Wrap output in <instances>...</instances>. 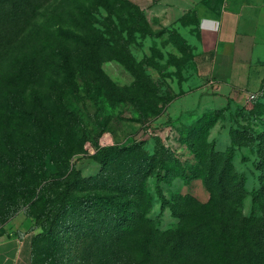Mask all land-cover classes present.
Wrapping results in <instances>:
<instances>
[{
	"label": "rangeland",
	"instance_id": "374dc122",
	"mask_svg": "<svg viewBox=\"0 0 264 264\" xmlns=\"http://www.w3.org/2000/svg\"><path fill=\"white\" fill-rule=\"evenodd\" d=\"M194 2L0 0V239L29 235L32 264H149L147 232L180 225L171 205L264 218V80L227 104L206 87ZM67 172L86 204L49 240ZM124 214L143 231L125 233Z\"/></svg>",
	"mask_w": 264,
	"mask_h": 264
},
{
	"label": "trees",
	"instance_id": "16d2710c",
	"mask_svg": "<svg viewBox=\"0 0 264 264\" xmlns=\"http://www.w3.org/2000/svg\"><path fill=\"white\" fill-rule=\"evenodd\" d=\"M125 5L132 8L128 2H125ZM68 83L70 82L68 81ZM87 138L88 134L85 128L78 134L76 143L80 144ZM112 150V148H103L100 152L107 153ZM214 162L215 159L212 156L211 163L214 164ZM228 166L229 160L223 168V173L226 172ZM212 173L210 170L209 176ZM72 174V172L64 174L62 191L57 192L46 203L48 212L54 214V216L44 218L41 224L42 236L46 239L53 240L55 238L56 216L60 213H64V215L74 213V210L80 207L79 201L83 205L86 204L85 199L78 200L73 196L79 183L76 178L72 177ZM261 191L262 189L252 190L251 197L254 208H257L261 203ZM231 195V193H227L226 198H231ZM99 198L102 197L99 196ZM75 200L78 201L77 207L73 206ZM168 207L173 216L179 214L180 225L164 232L158 230L147 232L144 242L149 246L148 248L143 246L147 251L143 254L149 264H264L263 216H249L246 219L242 216L187 218L177 210V206ZM103 208L104 204L99 200L97 209ZM48 217L50 218L48 219ZM118 223L125 233L132 231L141 233L143 231V220L135 222L133 217L126 214L118 218ZM33 243L34 240L31 244V264Z\"/></svg>",
	"mask_w": 264,
	"mask_h": 264
},
{
	"label": "crops",
	"instance_id": "0c3cea01",
	"mask_svg": "<svg viewBox=\"0 0 264 264\" xmlns=\"http://www.w3.org/2000/svg\"><path fill=\"white\" fill-rule=\"evenodd\" d=\"M195 68L216 98L250 97L264 80V0H195ZM0 264H31L29 235L0 239Z\"/></svg>",
	"mask_w": 264,
	"mask_h": 264
}]
</instances>
